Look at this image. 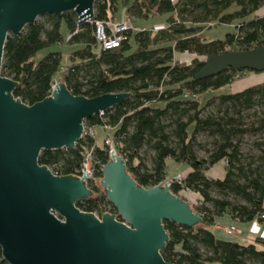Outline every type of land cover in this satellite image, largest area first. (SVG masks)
<instances>
[{"label": "trees", "instance_id": "trees-1", "mask_svg": "<svg viewBox=\"0 0 264 264\" xmlns=\"http://www.w3.org/2000/svg\"><path fill=\"white\" fill-rule=\"evenodd\" d=\"M128 1L95 0L93 19L81 25L72 11L43 15L45 21L27 25L18 36H7L2 72L18 82L14 95L26 104L49 96L60 72V81L74 95L132 93L103 115L84 121L86 126L111 127L103 144L86 137L73 149L43 150L39 163L52 167L58 175L78 176L92 147L93 174L87 184L94 195L78 201L77 206L101 215L116 213L98 183L102 167L109 161L108 135L139 185L154 186L168 179L167 159L186 163L189 172L180 183L173 181L170 189L176 195L191 191L194 205L190 204L203 221L193 227L165 221L169 240L161 251L164 260L176 264H264V238L243 245L217 239L212 231L215 218L224 213L242 222L264 220V136L253 143L257 153L242 150L244 134L264 133V112L254 115L248 124L242 116L255 106L264 108V80L237 92H220L236 82L239 73L264 72L229 68L194 79L211 55L264 45V16L256 14L264 0ZM233 5L237 9L228 12ZM122 9L132 20V15L143 17L155 9L157 14H168L167 24L155 30L137 29L132 21L121 51L103 50L94 36L95 21H113ZM214 22L233 30L224 39L209 40L204 28ZM63 44L68 48L69 65L64 64L59 47ZM52 45H58L57 49L39 55ZM182 54L193 57L189 64L181 62ZM200 95L203 101H198ZM216 101L225 106L223 112L203 117L205 109ZM200 133L212 137L204 157L197 154ZM144 148L152 153L150 166L141 155ZM219 162L224 164V176L209 178L206 172ZM0 264H8L1 249Z\"/></svg>", "mask_w": 264, "mask_h": 264}, {"label": "water", "instance_id": "water-1", "mask_svg": "<svg viewBox=\"0 0 264 264\" xmlns=\"http://www.w3.org/2000/svg\"><path fill=\"white\" fill-rule=\"evenodd\" d=\"M95 0H0V249L8 264H176L161 251L169 240L165 221L197 226L203 219L190 202L172 193L167 181L142 186L115 150L98 183L116 213L80 210L94 195L90 176L56 175L38 158L43 150L73 149L84 121L104 113L132 93L95 97L72 94L58 81L34 104L14 95L18 86L2 72L7 36L43 15L74 12L78 25L94 17ZM121 48L112 49L119 53ZM229 68L264 72V45L209 56L194 79Z\"/></svg>", "mask_w": 264, "mask_h": 264}, {"label": "rangeland", "instance_id": "rangeland-1", "mask_svg": "<svg viewBox=\"0 0 264 264\" xmlns=\"http://www.w3.org/2000/svg\"><path fill=\"white\" fill-rule=\"evenodd\" d=\"M133 0H129L128 2L130 3ZM237 7L235 5H233L228 12H232L234 10H236ZM256 14L258 16H264V5L256 12ZM123 9L118 13V16L115 18L116 22H120L123 19ZM133 17V26H136L137 29L139 28H150V29H157L159 27H163L164 25L167 24V18H168V14H157L155 12V9H152L147 15L143 16V17H135L134 15H132ZM45 17L40 16L38 17L37 21L43 22L45 21ZM139 27V28H138ZM205 32H206V37L207 39H224L226 34L231 32L233 30V28L231 26L228 25H221L218 22H214L212 25H206V27L204 28ZM56 47H58V45H52L49 48H46L44 50H42L40 52L39 55H44L45 53H47L49 50H53V49H57ZM60 50L63 52V60H64V64L65 65H69L70 62L67 59V51L68 48L65 44L59 46ZM187 59V57H184ZM180 59H182L180 57ZM264 73H260V74H253L250 72H242L237 74L238 78L237 81L234 82L232 85L230 86H226L224 88H222L220 90V92H237L240 91L248 86L253 85L254 83H258V82H262L264 80ZM61 79V72L58 73L55 82L60 81ZM251 81H254V83H252ZM245 83V87L244 86H240L241 84ZM240 86V87H239ZM243 87V88H241ZM218 91H213L212 94H217ZM203 96H199L198 101H203ZM220 108V109H219ZM225 109V106H221L219 105V103H214L211 106H208L205 111L202 113V116L205 117L206 115H219L221 114L220 112H223V110ZM222 110V111H220ZM264 112V108L261 106H255L254 108L248 110V111H244L242 113V116L244 118V120L246 121V123L248 124L251 119L253 118L254 115L259 116L262 115ZM94 134H95V142L99 143V144H103L105 135H106V131L104 129H102L99 126H94ZM264 136V133L262 132H248L246 134H244L242 136V150L244 152H252V153H257V149H255L253 143L256 140H259L261 137ZM198 141L200 142L199 147H197V154L199 157H204L206 156V152L205 150L209 149L211 147V141H212V137L209 136L206 133H200L198 135ZM151 151L148 148H144L143 151L141 152V155L145 158L146 163L148 164V166L151 165L150 162V155H151ZM210 169V168H209ZM181 174V173H180ZM177 175V174H176ZM207 175L209 178H216L214 176H212L210 173L207 172ZM173 177V176H172ZM170 177V178H172ZM218 178V177H217ZM182 197H185V199H187L190 203H192V205H194V201L193 198L190 197L191 191H187L184 190L182 192H180ZM256 238H262V237H255ZM237 239L241 242V243H249L248 240L242 239L240 237H237ZM254 239V240H255Z\"/></svg>", "mask_w": 264, "mask_h": 264}, {"label": "built area", "instance_id": "built-area-1", "mask_svg": "<svg viewBox=\"0 0 264 264\" xmlns=\"http://www.w3.org/2000/svg\"><path fill=\"white\" fill-rule=\"evenodd\" d=\"M132 28H133L132 19L129 17V15L125 14V12H124L123 19L120 22H116L115 20L108 21V22L95 21L94 36H95L96 41L100 44V46L103 50H112L115 48H120L123 41L125 40V35H124L125 32H127L128 30H130ZM187 56L189 59L186 60V58H184V57H187ZM181 58H182L181 62H186L187 64H189L191 62V60L193 59V57L190 56L189 54H182ZM63 70H64V68H61V71H63ZM54 84L52 86L50 94L54 88ZM103 114L104 113H100L99 115H103ZM101 127L107 132L111 129V127L109 125H102ZM93 128H94V126L84 125V131H83L82 139H84L86 137L94 138L95 134H94ZM105 143L109 145L110 150H115L114 145H113L112 140L110 139L109 135L106 137ZM92 150H93V148L91 147L90 150L85 154V157L81 163V166L79 169V174H78V176H81V175H83V172H86L87 175L90 176L89 179L87 180V182L92 178V174H93L92 165H91V159H92L91 152H92ZM48 168L50 169V171L53 174L58 175L57 172H55L52 169V167H48ZM184 177H185L184 174H177V175H174L172 178L166 179L165 181H167L169 183V185H171V183L173 181L180 183ZM180 196H181V194H180ZM80 210H82V209H80ZM92 213H94L95 216L98 218L101 217V214H99L96 211L92 212ZM262 218H264V216H262ZM225 232L227 235H235V234H238L240 232V230L236 225L231 224L225 228Z\"/></svg>", "mask_w": 264, "mask_h": 264}, {"label": "crops", "instance_id": "crops-1", "mask_svg": "<svg viewBox=\"0 0 264 264\" xmlns=\"http://www.w3.org/2000/svg\"><path fill=\"white\" fill-rule=\"evenodd\" d=\"M253 74H256V73H253ZM251 82L254 83V81H251ZM254 84H257V83H254ZM240 86L245 87V83L241 84ZM189 170H190V167L188 166V164L183 163V162H176L172 159H167V177L166 178H170L180 173L186 175L189 172ZM207 172L216 178L217 177L222 178L225 173L224 164L222 162L216 163L215 165L210 167V169H208ZM207 172H206V175H207ZM190 197L194 198L193 195H191ZM231 224H234L239 228L240 232L238 234H235V235L226 234L225 228ZM212 231L217 239L237 241L240 244L247 245V244L253 243L255 237L264 238V220L254 219L252 221L242 222V221L232 218L230 214L224 213L223 215L217 216L215 218ZM237 237L248 240L249 243H241L237 239ZM257 247L259 249L263 248L262 245H257Z\"/></svg>", "mask_w": 264, "mask_h": 264}]
</instances>
